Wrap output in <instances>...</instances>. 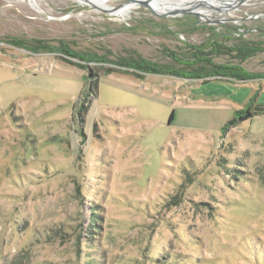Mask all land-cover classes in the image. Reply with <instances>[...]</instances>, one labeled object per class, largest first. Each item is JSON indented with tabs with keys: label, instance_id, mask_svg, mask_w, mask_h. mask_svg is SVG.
<instances>
[{
	"label": "rangeland",
	"instance_id": "obj_1",
	"mask_svg": "<svg viewBox=\"0 0 264 264\" xmlns=\"http://www.w3.org/2000/svg\"><path fill=\"white\" fill-rule=\"evenodd\" d=\"M199 9L229 20L0 0V264H264V113L225 128L264 107V77L140 79L117 63L264 42V0ZM211 57L264 74V51Z\"/></svg>",
	"mask_w": 264,
	"mask_h": 264
},
{
	"label": "trees",
	"instance_id": "obj_2",
	"mask_svg": "<svg viewBox=\"0 0 264 264\" xmlns=\"http://www.w3.org/2000/svg\"><path fill=\"white\" fill-rule=\"evenodd\" d=\"M220 36V35H218ZM216 36V37H218ZM194 48V52H192V60L188 61L186 59L180 58L175 52L169 51L170 55L173 59L180 64L179 66H172L169 64H163L159 62H152L150 60L145 59L141 55L130 56L126 59H121L117 63L121 67L132 68L133 73L136 77L140 79L145 78V74H166L173 75L177 77H184L187 79H202L205 83L208 80L219 77V78H228L236 81H248L252 79H259L264 77V74H259L257 72H252L245 69L240 64L230 65L228 63H216L212 59V55L214 52L222 51V52H234L236 51L237 56L242 60H246L249 57L264 51V42H242L233 46H224L216 41L213 38L212 42L209 44V51L205 50L204 47L200 46H191ZM222 47V48H221ZM77 57L80 60H84L82 56L72 55ZM67 61L74 63L75 65L83 66V64L73 62L66 58ZM201 63L202 68L198 69H188L187 67H191L195 64ZM85 66V65H84ZM187 68V69H185ZM121 69V68H120ZM115 71V69H108V73ZM86 105V104H85ZM87 106V105H86ZM88 110V107H86ZM83 108V106H82ZM264 113V107H260L259 105L255 106V110L253 111L251 108H243L236 111V115L229 123L225 126L227 128L230 125H234L238 118L245 119L248 117H252L256 114Z\"/></svg>",
	"mask_w": 264,
	"mask_h": 264
},
{
	"label": "water",
	"instance_id": "obj_3",
	"mask_svg": "<svg viewBox=\"0 0 264 264\" xmlns=\"http://www.w3.org/2000/svg\"><path fill=\"white\" fill-rule=\"evenodd\" d=\"M82 2H85V4H88L96 9H98L99 11H102L104 13L110 14V15H118L119 11L121 9H125L128 7H131L132 9L137 8V7H145L148 8L149 10H151L154 14L161 16V17H169V16H178V15H184V14H195L199 17V21H210L212 23H223L225 20H229L226 18H217V19H212L209 17H203L200 13L195 12L196 9L200 8L201 6H205V7H209L211 9L217 10V11H222L221 9H219L220 7H216L214 8L212 1L215 2H225V1H230V0H198L194 3L192 2H187L186 6H184V8H177L175 10H168L165 12H158L157 10L154 9V7H152L153 3L156 2V4L158 5V3H160L158 0H118L120 1V3L116 6H111L109 4L110 0H102L104 2H107L109 4V6H99L95 3L90 2L89 0H81ZM101 1V0H99ZM249 1L251 0H237V2L235 3L234 8L232 9H238L241 5L247 4ZM223 7V6H222ZM254 17H258L257 15H251L248 18H254Z\"/></svg>",
	"mask_w": 264,
	"mask_h": 264
},
{
	"label": "bare ground",
	"instance_id": "obj_4",
	"mask_svg": "<svg viewBox=\"0 0 264 264\" xmlns=\"http://www.w3.org/2000/svg\"><path fill=\"white\" fill-rule=\"evenodd\" d=\"M89 1L92 2V3H95V4L99 5V6H106V7L109 6V4L107 2H104L102 0L101 1H99V0H89ZM158 1L160 3H158V5H157L156 2H155V3H153L152 7H154V9L157 10V11L165 12V11L170 10L169 6L171 4L174 5V7H175L174 10H175L177 8H184V6H186L187 2L194 3V2H196L198 0H168L167 3H165L166 2L165 0H158ZM163 2H164V4L162 5ZM236 2H237V0H230V1H225L224 3L227 4V5H225L223 7L222 6H217V5L216 6L215 5H212V6H214L215 8L216 7H220L219 9H221L223 12H229L231 10V8L236 7L235 6V3ZM159 7L161 9H158ZM125 9H127V8H125ZM122 10H124V9H121L120 11H122ZM195 12L200 13L202 16L203 15L205 17L207 16L206 14H204L205 10H202V9H199L198 8V9L195 10ZM126 15H127V13H125L124 16H126ZM220 18H223V17H220Z\"/></svg>",
	"mask_w": 264,
	"mask_h": 264
}]
</instances>
